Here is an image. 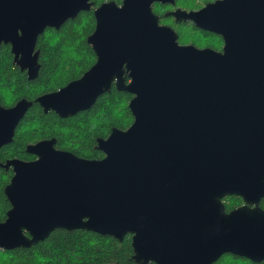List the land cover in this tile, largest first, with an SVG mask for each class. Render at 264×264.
Instances as JSON below:
<instances>
[{"label":"water","instance_id":"95a60500","mask_svg":"<svg viewBox=\"0 0 264 264\" xmlns=\"http://www.w3.org/2000/svg\"><path fill=\"white\" fill-rule=\"evenodd\" d=\"M153 2L174 0H0V41L32 49L46 27L92 7L85 37L95 62L77 79L34 99L67 117L108 92L131 94L132 120L97 137L98 159L28 145L36 158L9 161L0 249L29 247L54 229H83L121 241L134 264H212L227 253L264 260V0H212L167 11L217 34L220 51L180 45L158 24ZM124 74V76H123ZM125 78L128 80L125 81ZM30 105L0 107V132ZM260 154V155H259ZM255 204L224 211L221 198Z\"/></svg>","mask_w":264,"mask_h":264},{"label":"trees","instance_id":"16d2710c","mask_svg":"<svg viewBox=\"0 0 264 264\" xmlns=\"http://www.w3.org/2000/svg\"><path fill=\"white\" fill-rule=\"evenodd\" d=\"M104 0H92L93 6ZM119 2L120 0H114ZM210 0H204L208 2ZM192 6V7H191ZM189 8L196 6L191 5ZM92 7L67 19L58 29L48 28L38 36L40 69L33 80L12 73L10 57L5 45L0 46V84L12 94L31 98L38 92L53 90L69 79L75 78L90 64L93 54L85 42L93 29ZM190 25V24H189ZM190 28H193L190 26ZM205 34V33H204ZM130 94L111 88L100 94L85 110L66 118L42 112L32 104L20 120L15 138L5 151L21 154V146L36 136H55L62 146L74 147L75 153L87 158H98L101 153L91 147L96 135L105 128L125 129L132 117L126 102ZM123 102V106H122ZM6 176L0 171V221L8 206L2 193ZM130 235L121 241L83 229H54L45 239L23 248L0 249V264H134L131 260ZM213 264H264L229 254L221 255Z\"/></svg>","mask_w":264,"mask_h":264},{"label":"flooded vegetation","instance_id":"af4514ba","mask_svg":"<svg viewBox=\"0 0 264 264\" xmlns=\"http://www.w3.org/2000/svg\"><path fill=\"white\" fill-rule=\"evenodd\" d=\"M177 1L178 0H174L173 4H168V3L162 4V3H158V2H153L151 4L152 12L155 15H157L158 24H165V25L170 26L176 33V42L178 44H180V45L192 44L193 46H195L197 48L210 47V48H212L214 50L220 51L221 47H222V39L220 38L219 35L211 33V32H208V31H205V30H202V29H199V28H196L193 25V23L188 21V20H186L184 22L183 21L176 22L174 20L173 16H171V15L164 16L165 12L172 11V10H174L176 8H181V9H184L186 11H188V10H196V9L200 8L202 5H204L206 2L203 3L202 5L198 6V7L184 8L182 6L177 5ZM210 1H212V0H210ZM119 3H120V1L117 4H119ZM92 7H94V6H92ZM190 26H192L193 28H190ZM48 28H52V27H46L42 31V33L45 32ZM184 28H187L190 31V33L193 34L195 37L196 36H198L199 38L203 37L206 40V42L205 43L203 42L201 45H199L197 43H194L192 41L184 42L182 40V38H181V35H183L182 34V30ZM42 33L37 35V37H36V39L34 41L33 48L30 49V50L22 49V50H17L15 52V51H13L11 49V46H10L9 42L4 43L3 41H0V46L1 45H5L6 46L8 55L10 57V70H11L12 73H15V74H19L20 73V74L23 75V77L26 80H33L34 78H36L38 76V72H39L41 64H40V60H39L40 51H39V48L36 46V42H37L38 36H40ZM89 47H90V45H89ZM90 50H91V52L93 54V57H92V60H91L90 64L87 66V68L85 70H87L96 60V56H95L94 52L92 51L91 47H90ZM85 70H83L75 78L67 80L62 85L56 87L55 89L49 90V91H45V92H38L34 96H32L31 98L14 95V94L11 93V91L6 86L0 84V107L2 109H7V108L13 107L21 99H24L25 101H30V105L24 110V112L21 114V116L18 119H16L15 123H13V125L11 127V130H10V133H9L8 129L5 130V131L0 132V171L6 176V181L4 182L3 187L9 181V178L12 175V165L11 164L6 165V164L9 161H13V160H18V161H23V162L34 160L36 158V156L33 153L28 152L26 150V148H27L28 145L35 144V143H37L39 141H42V140H50V139H52L53 140L52 146H53L54 149L63 150V151H69V152H72L73 154H75L76 156L81 157V158L98 159V158H101L103 156L102 152H100L99 150L98 151L101 153V155L98 156V158H87V157H83V155L80 156V155L75 153L74 147L69 146V145L62 146V145L58 144L56 142L57 138L54 135L53 136H36V137H34L32 139H29V140L25 141L23 143V145L21 146V150L23 151L21 154H14V153L7 152V151L4 150L6 145L14 140L15 133L19 130L18 128H20V120L22 119V117L24 116L25 112L27 111V109L32 104L36 103L38 105V107L40 108V110L42 112H44L42 107L38 104V102L34 101V99L36 97H38L40 95H43V94H46V93L53 92L55 90H58L59 88H61L65 84H67L69 81H72L74 79L79 78L81 76V74ZM123 76H124V74H123ZM127 80L128 79L125 78V81H127ZM111 88H114L115 90H117L115 88V85H114V79L110 83L109 91H110ZM117 91H121V90H117ZM130 97H131V94H130ZM130 97L128 98V100L130 99ZM128 100H127V102H128ZM127 102H126V105H127ZM122 106H123V102H122ZM46 112L54 114L58 118H66V117L58 116L54 111H52L50 109H48ZM78 112H80V111H78ZM74 114H72V115H74ZM72 115H69V116H72ZM69 116H67V117H69ZM109 131L110 130L105 128V131L102 132L103 135L98 134V135L95 136V138H97V137L106 138V136L108 135ZM95 138L93 139V143H92L91 147L93 149L97 150L95 148L96 147ZM262 157H263V163H264V154L262 155ZM3 187H2V189H3ZM2 193H3V191H2ZM4 197H5V195H4ZM246 198H247V200L249 202H246L245 199L242 196L238 195V194H231V195L223 196L221 198V201H222L223 206H224V211L228 212L229 210L236 209V208H239L241 206H246L248 208H253L255 206V204L253 202H251V198L248 196V194L246 195ZM7 203H8V201H7ZM257 206L260 209L264 210V196L258 198ZM8 207H9V203H8V206L6 207L5 211L8 209ZM5 211H4V214H5ZM3 219H4V217H3ZM224 254H227V253H224ZM147 264H155V263L148 262Z\"/></svg>","mask_w":264,"mask_h":264},{"label":"rangeland","instance_id":"374dc122","mask_svg":"<svg viewBox=\"0 0 264 264\" xmlns=\"http://www.w3.org/2000/svg\"><path fill=\"white\" fill-rule=\"evenodd\" d=\"M203 3H204V0H178L177 1V5L182 6L184 8H189L191 5L198 7L202 5ZM182 34L183 35H181V38L184 42L192 41L199 45H201L203 42L204 43L206 42V40L203 37L202 38H199L198 36L195 37L193 34L190 33V31L187 28H184L182 30Z\"/></svg>","mask_w":264,"mask_h":264}]
</instances>
